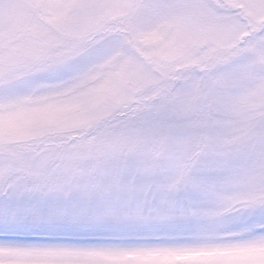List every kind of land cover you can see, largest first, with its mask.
I'll list each match as a JSON object with an SVG mask.
<instances>
[{
    "label": "snow or ice",
    "instance_id": "snow-or-ice-1",
    "mask_svg": "<svg viewBox=\"0 0 264 264\" xmlns=\"http://www.w3.org/2000/svg\"><path fill=\"white\" fill-rule=\"evenodd\" d=\"M0 264H264V0H0Z\"/></svg>",
    "mask_w": 264,
    "mask_h": 264
}]
</instances>
